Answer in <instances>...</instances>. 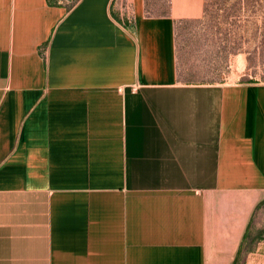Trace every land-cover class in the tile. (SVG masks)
I'll use <instances>...</instances> for the list:
<instances>
[{
    "label": "crops",
    "instance_id": "1",
    "mask_svg": "<svg viewBox=\"0 0 264 264\" xmlns=\"http://www.w3.org/2000/svg\"><path fill=\"white\" fill-rule=\"evenodd\" d=\"M0 0V264H264V81H186L201 0Z\"/></svg>",
    "mask_w": 264,
    "mask_h": 264
},
{
    "label": "rangeland",
    "instance_id": "2",
    "mask_svg": "<svg viewBox=\"0 0 264 264\" xmlns=\"http://www.w3.org/2000/svg\"><path fill=\"white\" fill-rule=\"evenodd\" d=\"M151 4L168 12V0ZM175 52L186 81H264V0H201L194 15L176 18Z\"/></svg>",
    "mask_w": 264,
    "mask_h": 264
},
{
    "label": "trees",
    "instance_id": "3",
    "mask_svg": "<svg viewBox=\"0 0 264 264\" xmlns=\"http://www.w3.org/2000/svg\"><path fill=\"white\" fill-rule=\"evenodd\" d=\"M73 1L71 0V1H69V3H72Z\"/></svg>",
    "mask_w": 264,
    "mask_h": 264
},
{
    "label": "built area",
    "instance_id": "4",
    "mask_svg": "<svg viewBox=\"0 0 264 264\" xmlns=\"http://www.w3.org/2000/svg\"><path fill=\"white\" fill-rule=\"evenodd\" d=\"M68 1H71V0H68ZM73 1V0H72Z\"/></svg>",
    "mask_w": 264,
    "mask_h": 264
}]
</instances>
